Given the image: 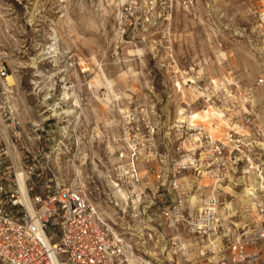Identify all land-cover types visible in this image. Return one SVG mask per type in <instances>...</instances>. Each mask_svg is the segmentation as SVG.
<instances>
[{
    "label": "built area",
    "instance_id": "1",
    "mask_svg": "<svg viewBox=\"0 0 264 264\" xmlns=\"http://www.w3.org/2000/svg\"><path fill=\"white\" fill-rule=\"evenodd\" d=\"M168 1L112 0L115 38L123 41L140 31L146 39L168 19ZM9 9L0 0V10ZM259 15L264 28V10ZM7 52L0 49L1 262L251 264L257 259L250 246L264 239L263 46L260 72L236 102L217 105L214 92L204 98L226 119L220 135L190 121L183 108L186 118L176 119L159 140L146 108L139 114L132 96H124L121 108L119 95L112 159L97 181L83 174V83L68 78L57 91L35 85L33 93H41L25 108L24 89L8 80ZM79 70L82 77L89 74ZM209 123L216 127L214 120ZM237 183L254 227L236 225L231 209L219 207V186Z\"/></svg>",
    "mask_w": 264,
    "mask_h": 264
},
{
    "label": "rangeland",
    "instance_id": "2",
    "mask_svg": "<svg viewBox=\"0 0 264 264\" xmlns=\"http://www.w3.org/2000/svg\"><path fill=\"white\" fill-rule=\"evenodd\" d=\"M22 2L3 0L10 9L0 10V49L8 51L9 74L14 72L24 89L25 108L35 105L41 93H33H38L35 85L41 91L48 86L57 91L68 78L83 83L80 130L87 134L83 174L96 181L112 159L119 95L121 108L126 106L124 96H132L139 114L146 108L159 140L184 116L183 108L186 114L206 117L193 120L220 135L227 122L216 114L218 103L227 107L236 102L263 63L258 51L264 47L259 15L264 0H169L168 19L152 34L141 39L143 34L136 31L123 41L115 38L112 0ZM79 67L89 74L82 77ZM213 92L217 105L204 100ZM216 194L219 207L231 209L236 225L247 222L254 227L253 211L243 203L240 183L222 184ZM250 251L257 253L251 264H264V239L251 245Z\"/></svg>",
    "mask_w": 264,
    "mask_h": 264
},
{
    "label": "bare ground",
    "instance_id": "3",
    "mask_svg": "<svg viewBox=\"0 0 264 264\" xmlns=\"http://www.w3.org/2000/svg\"><path fill=\"white\" fill-rule=\"evenodd\" d=\"M52 48H54L55 49V47H53L52 46ZM8 80L9 81H14V82H16L17 83V78L15 77V76H13V75H8ZM108 82V81H107ZM108 84H109V82H108ZM110 85V84H109ZM207 111V109H204V112H206ZM182 113V112H181ZM216 114L218 115V117L220 118V119H222V117H221V114L217 111L216 112ZM194 117H200V120H202V121H205L207 118L206 117H204L203 115H199V114H197V113H195V114H192V115H189V117H188V119L190 120V121H192V122H196V121H194L193 120V118ZM184 118H186V116L184 115V116H182V118H180L181 120H183ZM206 118V119H205ZM223 120V119H222Z\"/></svg>",
    "mask_w": 264,
    "mask_h": 264
}]
</instances>
